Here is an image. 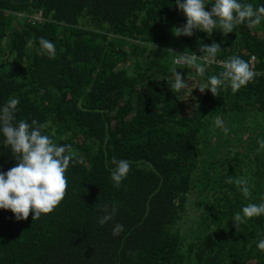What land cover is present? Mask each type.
Here are the masks:
<instances>
[{"label": "trees", "instance_id": "trees-1", "mask_svg": "<svg viewBox=\"0 0 264 264\" xmlns=\"http://www.w3.org/2000/svg\"><path fill=\"white\" fill-rule=\"evenodd\" d=\"M204 2L210 11L214 0ZM184 24L175 0H0V107L19 99L17 121L47 124L43 134L84 161L70 163L52 213L17 221L0 209V264H264V216L238 231L233 223L244 206L264 203V18L227 36L219 28L174 36ZM41 37L54 43V58ZM213 42L223 50L217 59L239 56L261 75L235 93L225 83L217 96L196 88L197 100L183 101L168 86L170 68L190 75L189 86L223 69L200 60L202 77L166 50L201 56L200 43ZM3 141L0 133L7 172L17 161ZM113 157L131 162L119 187ZM229 177L246 178L250 196ZM193 191L197 215L185 225ZM113 206V220L100 225ZM116 224L123 231L114 237Z\"/></svg>", "mask_w": 264, "mask_h": 264}, {"label": "clouds", "instance_id": "clouds-1", "mask_svg": "<svg viewBox=\"0 0 264 264\" xmlns=\"http://www.w3.org/2000/svg\"><path fill=\"white\" fill-rule=\"evenodd\" d=\"M175 3L186 17V24L172 28L176 37H192L196 30L211 36L217 28L227 36L233 33L237 25H246L252 29L260 25L264 18V5L254 8L251 3L242 4L238 0H214L210 11L205 10L204 0H175ZM39 44L43 54H47L49 58L55 57L56 48L53 42L41 37ZM198 50L202 53L199 57L187 49L183 54L174 53L172 48L166 50L176 56L175 64L181 68L194 69L202 77L205 75V67L198 63L200 60L206 64L216 63L223 69L219 75L209 76L206 82L195 86L192 83L189 86L188 80L193 82L190 75L188 80H185L177 72V67L170 68L173 79L168 82V86L173 93L181 95L183 101L189 98L196 101L197 98L192 96L193 89L196 88L201 94L207 89L217 96L225 83L235 93L247 86L257 75H261L253 70L248 61L239 56H232L227 60L217 59V53L223 50L216 42L210 46L200 43ZM19 103V99L10 98L0 107V133L4 137L3 144L10 148L13 158L17 161L16 166L7 172L0 171V209L10 210L17 221L27 220L30 213L32 220H38L42 215L52 213L65 198L68 189L65 173L70 163L82 164L84 161L70 144H57L48 135L43 134L47 124L36 120L31 123L27 120L17 121ZM199 107L197 101L192 111L198 110ZM214 123L227 133L228 129L221 118L217 117ZM260 147L264 148V140L260 141ZM111 163L115 165L111 179L114 186L119 187L130 172L131 162L113 157ZM226 182L235 183L245 197L250 196L251 188L246 178L234 180L229 177ZM103 211L105 215L99 220L102 226L113 220L116 208L113 206L109 210L105 207ZM260 216H264V203H250L244 206L242 214L237 212L233 218L236 231L251 218ZM122 231L123 225L116 224L112 235L118 236ZM257 248L264 251V239L258 242Z\"/></svg>", "mask_w": 264, "mask_h": 264}, {"label": "rangeland", "instance_id": "rangeland-1", "mask_svg": "<svg viewBox=\"0 0 264 264\" xmlns=\"http://www.w3.org/2000/svg\"><path fill=\"white\" fill-rule=\"evenodd\" d=\"M194 91L195 89H193V92H192L193 97H195L194 95H196ZM196 98H197V95H196ZM198 197H199V194L196 191L191 192L190 197H189V203L187 206V212H189V216H188L189 219H187L185 225L189 223L191 219L190 215L192 216L197 215V208H196L197 206L195 207V202L198 200Z\"/></svg>", "mask_w": 264, "mask_h": 264}, {"label": "bare ground", "instance_id": "bare-ground-1", "mask_svg": "<svg viewBox=\"0 0 264 264\" xmlns=\"http://www.w3.org/2000/svg\"><path fill=\"white\" fill-rule=\"evenodd\" d=\"M180 66V65H179Z\"/></svg>", "mask_w": 264, "mask_h": 264}, {"label": "built area", "instance_id": "built-area-1", "mask_svg": "<svg viewBox=\"0 0 264 264\" xmlns=\"http://www.w3.org/2000/svg\"><path fill=\"white\" fill-rule=\"evenodd\" d=\"M199 57V56H198Z\"/></svg>", "mask_w": 264, "mask_h": 264}]
</instances>
